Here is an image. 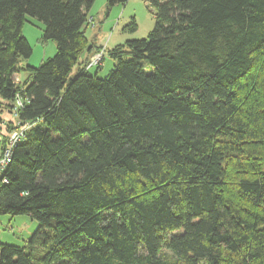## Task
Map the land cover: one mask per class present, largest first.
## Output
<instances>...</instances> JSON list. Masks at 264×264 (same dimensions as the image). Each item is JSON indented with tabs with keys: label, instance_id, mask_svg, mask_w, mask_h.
I'll use <instances>...</instances> for the list:
<instances>
[{
	"label": "trees",
	"instance_id": "16d2710c",
	"mask_svg": "<svg viewBox=\"0 0 264 264\" xmlns=\"http://www.w3.org/2000/svg\"><path fill=\"white\" fill-rule=\"evenodd\" d=\"M94 1L0 0V154L29 124L0 215L38 223L0 264H264V0H146L154 29L105 78ZM28 16L57 52L23 68Z\"/></svg>",
	"mask_w": 264,
	"mask_h": 264
},
{
	"label": "rangeland",
	"instance_id": "374dc122",
	"mask_svg": "<svg viewBox=\"0 0 264 264\" xmlns=\"http://www.w3.org/2000/svg\"><path fill=\"white\" fill-rule=\"evenodd\" d=\"M155 24L154 10L149 7L146 0H129L125 4L113 7H109L108 0H95L90 9L89 23L86 26V37L88 42L90 40L89 46H93V50L86 62L89 63L97 54L103 53L104 63L100 65V69L98 65L91 67L90 73L97 74L100 78L107 77L115 66L110 50L115 49L117 45H125L128 41L146 39ZM43 30L42 22L27 17L22 32L31 45L33 53L29 59L23 60V68L39 67L44 60L56 54V43L53 40H42ZM19 77L20 81L25 83L29 78V72L22 70ZM10 118L9 114H4L6 122ZM12 135L11 133L8 136V144ZM0 142H4L2 134H0ZM37 228L38 223L29 216L19 215L11 218L8 215H0V241L4 243L25 245Z\"/></svg>",
	"mask_w": 264,
	"mask_h": 264
},
{
	"label": "built area",
	"instance_id": "2783aa9c",
	"mask_svg": "<svg viewBox=\"0 0 264 264\" xmlns=\"http://www.w3.org/2000/svg\"><path fill=\"white\" fill-rule=\"evenodd\" d=\"M103 53L97 54L96 57L88 63V68L93 67L95 64H99L103 60ZM18 106H21V102L18 101ZM17 130H15L10 137L9 146H7L6 150L0 154V171L3 170L10 162H11V149L14 144L18 143L24 136L25 131L29 127L28 123L22 124L19 121L17 122Z\"/></svg>",
	"mask_w": 264,
	"mask_h": 264
},
{
	"label": "crops",
	"instance_id": "0c3cea01",
	"mask_svg": "<svg viewBox=\"0 0 264 264\" xmlns=\"http://www.w3.org/2000/svg\"><path fill=\"white\" fill-rule=\"evenodd\" d=\"M92 21H93V20H92ZM89 42H90V40H89ZM85 57H86V55H85ZM102 63H104V58H103V60H102ZM101 66H102V65H101ZM101 66H99L98 69H100ZM98 69H97V70H98Z\"/></svg>",
	"mask_w": 264,
	"mask_h": 264
},
{
	"label": "water",
	"instance_id": "95a60500",
	"mask_svg": "<svg viewBox=\"0 0 264 264\" xmlns=\"http://www.w3.org/2000/svg\"><path fill=\"white\" fill-rule=\"evenodd\" d=\"M16 79H18V77Z\"/></svg>",
	"mask_w": 264,
	"mask_h": 264
}]
</instances>
